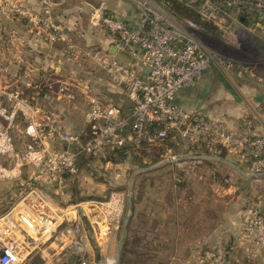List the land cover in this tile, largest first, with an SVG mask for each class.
Masks as SVG:
<instances>
[{
    "label": "built area",
    "instance_id": "2783aa9c",
    "mask_svg": "<svg viewBox=\"0 0 264 264\" xmlns=\"http://www.w3.org/2000/svg\"><path fill=\"white\" fill-rule=\"evenodd\" d=\"M65 1L38 0L39 8L34 11L1 0L0 13L23 20L33 35L48 44H62L67 57L87 59L102 69L114 85L124 90L129 109L122 114L118 106L88 95L86 127L76 134L67 131L54 112L42 105V88L32 85L27 77L25 86L31 91L16 88L4 92L13 101L11 112H19L25 119L27 141L15 149L8 129H0V155L9 154L13 161L10 169L0 166V178L18 176L24 166H29L30 172L17 186V220L7 216L6 224H0V264H25L35 249L61 264H69L58 257L67 253L73 254L74 264H103L100 255H105L108 239L119 221L121 199L93 202L89 211L82 206L77 211L73 206L78 204H73L58 214L53 207L58 199L64 200L65 188L77 174L81 157L99 159L106 152L121 149L144 151L169 141L194 153H234L246 164L249 174H264V134L254 131L251 116L242 117V132L236 133L219 120L187 112L174 101L178 90L193 85L211 62L227 68L234 64L238 73L259 80L252 65L237 59L222 60L217 52L208 50L196 35L200 26L172 13L163 0H127L136 10L135 23L120 17L105 0H100L92 9L91 23L113 37L115 49L127 57L119 60L110 52L73 40L69 29L53 14L54 6ZM176 2L197 14L232 46L240 43L239 35L248 27L264 20V0ZM146 67L150 69L148 73L144 72ZM0 116L11 122V114L4 106H0ZM16 228L21 235L18 245V241L6 236ZM242 234L254 247L264 249V214L257 206L249 209ZM94 249L99 255L96 258ZM210 260L221 264L223 255L212 254Z\"/></svg>",
    "mask_w": 264,
    "mask_h": 264
},
{
    "label": "crops",
    "instance_id": "0c3cea01",
    "mask_svg": "<svg viewBox=\"0 0 264 264\" xmlns=\"http://www.w3.org/2000/svg\"><path fill=\"white\" fill-rule=\"evenodd\" d=\"M9 1L34 11L39 8L38 0ZM99 1L66 0L54 6L53 14L69 29L76 43L95 44L115 58L127 60L125 53L113 46V37L102 27L91 23L92 9ZM105 1L120 17L135 23L136 10L127 0ZM0 24L3 29L0 39V106L7 109L8 115L11 114V122L0 116V129H8L15 149L22 148L27 141L24 133L26 122L19 112H11L13 101H9L4 92L16 88L23 92L31 91L26 89L25 77L32 85L42 88L39 101L54 112L67 131L78 134L86 127L85 119L75 125L72 117L61 110L69 105V101L75 104L73 94L76 92H84L87 97L92 94L98 96V92L106 90L114 102L111 104L118 106L122 114L127 113L129 100L124 90L114 85L107 74L91 61L67 57L63 54L62 44L50 45L33 35L23 20L0 13ZM248 28L244 31L246 39L252 41L254 38L256 43H261L259 51L264 54V20ZM253 68L259 80L238 73L235 65L227 68L211 62L193 85L178 90L174 101L187 112L219 120L236 133L242 132V117L251 116L254 131L264 134V73ZM62 87L66 89L61 90ZM175 146L178 148L173 155L186 157L191 163L183 161V166L192 167V171L185 167V172H193L198 177V185L193 188L197 197L192 195L197 203L191 215L183 213L171 217L166 212L159 218L161 234L177 237V254L167 264H212L210 256L218 253L223 255L221 264H264V249L254 247L242 234V225L250 207L257 206L264 214V174H249L239 156L225 150L209 155L194 153L182 145ZM12 164L9 154L0 155L2 168L10 169ZM29 172L30 167L24 166L18 176L0 178V224H6L7 216L17 220V186ZM251 185H255L257 190L250 191ZM55 205L53 203L57 210Z\"/></svg>",
    "mask_w": 264,
    "mask_h": 264
},
{
    "label": "rangeland",
    "instance_id": "374dc122",
    "mask_svg": "<svg viewBox=\"0 0 264 264\" xmlns=\"http://www.w3.org/2000/svg\"><path fill=\"white\" fill-rule=\"evenodd\" d=\"M197 25L200 30L196 35L208 50L217 52L222 60L227 58L234 62L237 59L264 73V54L259 51L261 43H256L254 38L248 40L247 35L241 33V41L237 46L228 45L212 27L213 30H206L199 23ZM87 45L96 47L91 43ZM107 93L106 90L98 92L99 99L114 103ZM73 99L75 104L69 101V105L61 110L68 113L76 125L77 121H84L88 96L84 92H76ZM84 130L83 127L78 134ZM177 148L175 144L164 141L144 151L121 149L106 152L99 159L87 156L79 159L78 172L65 188L64 200L58 199L56 211L61 214L65 207L71 209L70 205L73 204H78L73 206L77 211L80 206L89 211L88 206L93 205V202H107L116 197L121 199L119 221L108 239L105 255H100L104 259L103 264H167L169 260L175 259L177 237L161 234L163 231L159 218L166 212L171 217L183 213L191 215L197 203L192 199V195L196 196L193 188L198 185L197 175L185 172V167L191 171L192 167L182 164L183 161L185 164L190 163L189 159L173 155ZM249 190L256 191L257 188L251 185ZM83 222L87 225L86 220ZM6 236L14 238L19 244L21 235L17 228ZM94 250L96 258L98 251ZM58 257L61 261L67 260L69 264H74L71 253L59 254ZM25 264L61 263H57L55 257L35 249ZM93 264L101 263L96 261Z\"/></svg>",
    "mask_w": 264,
    "mask_h": 264
},
{
    "label": "trees",
    "instance_id": "16d2710c",
    "mask_svg": "<svg viewBox=\"0 0 264 264\" xmlns=\"http://www.w3.org/2000/svg\"><path fill=\"white\" fill-rule=\"evenodd\" d=\"M167 6V8L174 14L180 16L181 18H188L193 20L196 24L199 23L201 27L206 30H211V26L207 23L200 20L199 16L192 11L182 7L179 5L176 0H163ZM213 30V29H212Z\"/></svg>",
    "mask_w": 264,
    "mask_h": 264
},
{
    "label": "water",
    "instance_id": "95a60500",
    "mask_svg": "<svg viewBox=\"0 0 264 264\" xmlns=\"http://www.w3.org/2000/svg\"><path fill=\"white\" fill-rule=\"evenodd\" d=\"M149 70H150L149 67H146V68L144 69V72L148 73Z\"/></svg>",
    "mask_w": 264,
    "mask_h": 264
},
{
    "label": "bare ground",
    "instance_id": "6f19581e",
    "mask_svg": "<svg viewBox=\"0 0 264 264\" xmlns=\"http://www.w3.org/2000/svg\"><path fill=\"white\" fill-rule=\"evenodd\" d=\"M16 245H18V243H15Z\"/></svg>",
    "mask_w": 264,
    "mask_h": 264
},
{
    "label": "clouds",
    "instance_id": "9594fccd",
    "mask_svg": "<svg viewBox=\"0 0 264 264\" xmlns=\"http://www.w3.org/2000/svg\"><path fill=\"white\" fill-rule=\"evenodd\" d=\"M110 264H111V262H110Z\"/></svg>",
    "mask_w": 264,
    "mask_h": 264
}]
</instances>
